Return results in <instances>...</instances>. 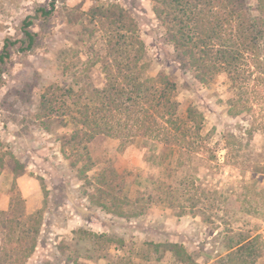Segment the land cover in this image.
<instances>
[{"label":"rangeland","instance_id":"374dc122","mask_svg":"<svg viewBox=\"0 0 264 264\" xmlns=\"http://www.w3.org/2000/svg\"><path fill=\"white\" fill-rule=\"evenodd\" d=\"M49 1L0 0V52L6 40L22 38L23 20L39 6L49 8ZM111 2L135 17L148 73L164 71L178 85L177 99L203 114L207 142L198 154L180 158L177 149L167 153L162 142L143 135L97 136L78 153L61 101L54 98L51 111L42 102L49 84L73 91L85 86L81 79L104 84L105 30L94 28L86 12ZM30 28L37 32L35 45L11 44L0 62V183L9 185L11 199L21 196L15 179L3 174L22 167L46 188L26 264H261L264 101L230 115L226 75L199 83L190 69L181 70L151 0H54L52 15H35ZM256 75L262 76L257 68ZM17 218V230L26 227V218ZM2 226L0 220V242ZM246 239L253 256L235 251ZM176 244L184 249L183 262Z\"/></svg>","mask_w":264,"mask_h":264},{"label":"trees","instance_id":"16d2710c","mask_svg":"<svg viewBox=\"0 0 264 264\" xmlns=\"http://www.w3.org/2000/svg\"><path fill=\"white\" fill-rule=\"evenodd\" d=\"M151 2L155 19L164 29V40L173 50L172 61L181 70L190 69L193 79L199 83L207 82L216 74L226 75L232 91L228 100L230 115L236 116L242 110L250 112L257 99L264 101V0ZM49 3V8L37 7L35 15L51 16L54 0ZM86 14L94 28L105 30L109 57L104 65L108 69L104 71V84L97 87L81 79L80 84L85 86L75 91L69 86L49 84L40 96L50 111L54 98L61 101L64 116L71 119L74 127V150L86 151V143L97 136L127 140L136 135L162 142L167 153L177 149L180 158L205 149L207 138L201 132L203 114L192 104H182L177 99L178 85L164 71L148 73L150 60L146 56V44L132 13L111 2L92 6ZM35 15L23 20L20 40L5 41L0 62L9 55L11 44L20 42L23 50L35 45L37 32L30 28ZM256 68L262 76H253ZM251 91L253 100L249 97ZM76 95L79 96L75 98ZM24 172L22 167H17L14 175ZM13 198L8 210H0L5 231L0 242V264H26L35 247L34 237L40 230L41 211L26 214L21 196ZM20 215L26 218L23 223L26 227L21 225L17 230ZM31 239L34 241L30 242ZM14 243L24 244L14 246ZM174 247V254L183 262L184 249L177 244ZM241 250L253 256L250 240L238 245L235 251Z\"/></svg>","mask_w":264,"mask_h":264},{"label":"crops","instance_id":"0c3cea01","mask_svg":"<svg viewBox=\"0 0 264 264\" xmlns=\"http://www.w3.org/2000/svg\"><path fill=\"white\" fill-rule=\"evenodd\" d=\"M6 173L7 174L2 173L3 177H9L11 175V178L15 179L14 182L18 187V189L20 190V194L23 200L24 212L26 214L33 213L43 206V204L46 202L47 199L45 198V194H46V188L44 187L45 185L43 186L42 183H40L39 181L42 179L41 177L39 176L35 177L29 172L28 173L24 172L21 175H16V176L11 174L10 172H6ZM25 181L28 182V184L24 185ZM8 189L10 190L9 185L6 188V186L3 185V183H0V209L2 210L3 209L6 210V208L8 209L10 202L12 201V199L10 198V191ZM260 222L263 224L262 225L263 227L262 229H260V231L263 233L262 243H264V219H260ZM245 241H248V239L242 241L241 243ZM241 243H238L234 246L237 247ZM234 246L230 247L228 250H232L233 248H235ZM260 258L262 259L261 264H264V256Z\"/></svg>","mask_w":264,"mask_h":264}]
</instances>
